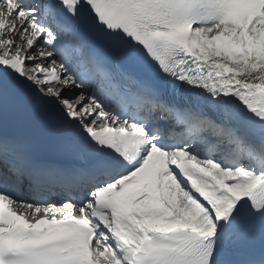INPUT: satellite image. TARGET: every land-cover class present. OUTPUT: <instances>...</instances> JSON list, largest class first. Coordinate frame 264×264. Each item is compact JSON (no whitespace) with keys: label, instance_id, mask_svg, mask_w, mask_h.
<instances>
[{"label":"snow or ice","instance_id":"1","mask_svg":"<svg viewBox=\"0 0 264 264\" xmlns=\"http://www.w3.org/2000/svg\"><path fill=\"white\" fill-rule=\"evenodd\" d=\"M0 264H264V0H0Z\"/></svg>","mask_w":264,"mask_h":264}]
</instances>
